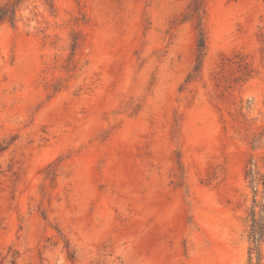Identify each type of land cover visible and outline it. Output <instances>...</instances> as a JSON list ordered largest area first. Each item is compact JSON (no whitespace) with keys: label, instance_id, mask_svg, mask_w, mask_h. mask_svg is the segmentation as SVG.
Wrapping results in <instances>:
<instances>
[{"label":"rangeland","instance_id":"obj_1","mask_svg":"<svg viewBox=\"0 0 264 264\" xmlns=\"http://www.w3.org/2000/svg\"><path fill=\"white\" fill-rule=\"evenodd\" d=\"M191 1L0 0V264H250L264 0H206L188 83Z\"/></svg>","mask_w":264,"mask_h":264},{"label":"trees","instance_id":"obj_2","mask_svg":"<svg viewBox=\"0 0 264 264\" xmlns=\"http://www.w3.org/2000/svg\"><path fill=\"white\" fill-rule=\"evenodd\" d=\"M16 4L6 3L0 6V24L4 22L13 23L16 15ZM206 0H192L185 20H190L195 24V29L198 33L197 40V66L194 71L188 76L186 82L194 81L201 73L204 63V58L207 51V35L205 31L206 20ZM246 176L255 182V170L252 168L246 172ZM249 240L251 242L250 248V264L262 263V243L264 242V204L261 207V217H256V212L252 213V221L250 226ZM256 257V262L253 263V257Z\"/></svg>","mask_w":264,"mask_h":264}]
</instances>
